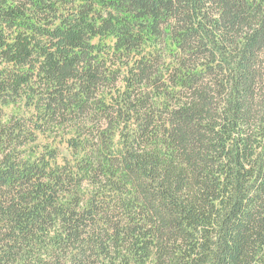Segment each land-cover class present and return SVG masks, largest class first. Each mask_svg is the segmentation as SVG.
Here are the masks:
<instances>
[{
	"label": "trees",
	"instance_id": "16d2710c",
	"mask_svg": "<svg viewBox=\"0 0 264 264\" xmlns=\"http://www.w3.org/2000/svg\"><path fill=\"white\" fill-rule=\"evenodd\" d=\"M0 264H264V0H0Z\"/></svg>",
	"mask_w": 264,
	"mask_h": 264
}]
</instances>
